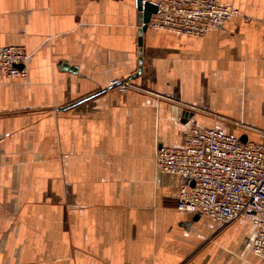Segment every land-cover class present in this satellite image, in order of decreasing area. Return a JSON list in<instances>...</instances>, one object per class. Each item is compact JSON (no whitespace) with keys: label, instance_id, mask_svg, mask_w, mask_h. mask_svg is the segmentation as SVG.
<instances>
[{"label":"crops","instance_id":"0c3cea01","mask_svg":"<svg viewBox=\"0 0 264 264\" xmlns=\"http://www.w3.org/2000/svg\"><path fill=\"white\" fill-rule=\"evenodd\" d=\"M218 1L240 16L189 37L140 33L137 0H0L29 54L0 73V264H263L156 165L193 127L264 143V0Z\"/></svg>","mask_w":264,"mask_h":264},{"label":"built area","instance_id":"2783aa9c","mask_svg":"<svg viewBox=\"0 0 264 264\" xmlns=\"http://www.w3.org/2000/svg\"><path fill=\"white\" fill-rule=\"evenodd\" d=\"M151 2L156 12L143 25L189 37L204 36L240 16L236 7L218 0ZM28 60L24 46L0 47V73L8 77L25 79ZM155 158L159 170L179 178V210L223 225L245 219L257 227L252 248L264 264V143L242 142L217 129L193 127L184 147L162 146Z\"/></svg>","mask_w":264,"mask_h":264},{"label":"water","instance_id":"95a60500","mask_svg":"<svg viewBox=\"0 0 264 264\" xmlns=\"http://www.w3.org/2000/svg\"><path fill=\"white\" fill-rule=\"evenodd\" d=\"M155 12H156V7L151 1H146L143 4V0H138V17H139L138 25L140 27V33H143L147 29L146 25H143V24L147 23L151 19L152 14ZM139 41L141 43L142 41L141 38L139 39ZM101 92L103 91H100L96 93L95 95H98ZM88 98H91V97H88ZM83 100H86V99H83ZM241 141L246 142L245 137L241 138Z\"/></svg>","mask_w":264,"mask_h":264}]
</instances>
